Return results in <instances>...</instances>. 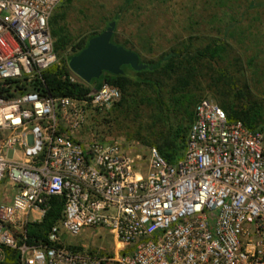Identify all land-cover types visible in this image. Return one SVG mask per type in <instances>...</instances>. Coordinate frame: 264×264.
<instances>
[{
	"label": "built area",
	"instance_id": "1",
	"mask_svg": "<svg viewBox=\"0 0 264 264\" xmlns=\"http://www.w3.org/2000/svg\"><path fill=\"white\" fill-rule=\"evenodd\" d=\"M63 0H0V264H264V130L228 122L211 99L193 106L180 157L136 141L80 137L118 101L106 83L49 95L59 67L48 21ZM1 194V193H0ZM43 240L28 241L51 198ZM105 229L109 251L64 244Z\"/></svg>",
	"mask_w": 264,
	"mask_h": 264
},
{
	"label": "rangeland",
	"instance_id": "2",
	"mask_svg": "<svg viewBox=\"0 0 264 264\" xmlns=\"http://www.w3.org/2000/svg\"><path fill=\"white\" fill-rule=\"evenodd\" d=\"M221 1L133 0L124 6V0H63L48 28L68 43L63 53L66 68L76 55V45H86L110 21L114 22L110 43L134 52L139 63L147 66L161 59L154 70H126L129 85L124 95L119 92L118 105L85 127L80 137L136 141L154 148L171 140L180 155L192 120L188 101L207 97L217 106L243 109L246 103H254L264 110V0H255L259 4L253 8H248L251 0ZM215 47L221 50L209 58L204 50ZM167 54L172 56L163 58ZM143 81L156 85L160 104L154 87ZM257 127L264 130V122ZM6 185L3 193L0 184V203L12 190ZM107 234L105 229H85L65 237L64 244L109 251L112 244Z\"/></svg>",
	"mask_w": 264,
	"mask_h": 264
},
{
	"label": "trees",
	"instance_id": "3",
	"mask_svg": "<svg viewBox=\"0 0 264 264\" xmlns=\"http://www.w3.org/2000/svg\"><path fill=\"white\" fill-rule=\"evenodd\" d=\"M132 1L133 0H124V6L130 5ZM217 1L222 2L221 0H217ZM251 2L252 4L249 5L248 8H253L255 5L259 4V3L257 4L255 0H251ZM227 28L228 26L225 28V30H227ZM49 33H50L51 38L53 37L55 39V41H53V49L61 65H59V67L54 66L53 68H51L49 71H47L44 74L46 92H48L49 95H60V96H75V95L86 93L87 88L85 86L81 84H76V83H69L65 78L62 79V76H66V72H68L65 66L64 55H63L68 43L65 40H63L62 39L63 37H60L58 32L55 31L54 29H51ZM111 39H112V36H111ZM111 39H110V42H112ZM76 46H77V50L74 52V54L79 53V51H81L85 47V42L82 44L80 43ZM220 50L221 48L215 47V49L206 48L204 51H205V54H207L209 58H212V57L217 56ZM171 56H172L171 54H167L163 58L168 59ZM160 62H161V59L153 64H148L147 69L150 68V70H154L155 68H158L160 65ZM120 69L122 71L121 75H111V74L102 72L100 76L98 77V79L91 80L90 84H94L96 85V87H98L101 83H106L109 86L116 88L118 92H120L121 95H124L129 85L128 78L126 77V70H129V67L121 66ZM143 83L148 84L151 87H154L156 102L160 104L159 92H158L156 85L153 83V81L152 82L143 81ZM182 86L183 85L181 84V87ZM237 95L241 97L240 94H237ZM187 100L188 99H186V101ZM188 102L193 107L197 101L192 100L193 103L191 101H188ZM116 104L117 103H114L112 107ZM218 106L225 113L226 120L228 122L239 121L245 128H247L250 131L260 130V129H257L258 128L257 126L260 123L264 122V110L254 103H246L243 109H238V108L227 106L225 104H220V103ZM177 133H178V130L176 131V134ZM176 134L174 133V138L176 137ZM155 149L161 155V157L168 163H171L177 160L181 155V154L180 155L176 154V147L173 145V142L171 140L162 141V143L157 145ZM61 203H62V198L60 197L51 198L48 202L44 216L42 217L40 223L38 225L26 227V235H27L29 242L31 240H43L44 239L43 237L48 227L50 226L51 223H53L56 220V218L59 215ZM15 258H16L15 254L13 252H7L5 255L4 261L6 262L9 261V262H12V264H15L16 262Z\"/></svg>",
	"mask_w": 264,
	"mask_h": 264
},
{
	"label": "water",
	"instance_id": "4",
	"mask_svg": "<svg viewBox=\"0 0 264 264\" xmlns=\"http://www.w3.org/2000/svg\"><path fill=\"white\" fill-rule=\"evenodd\" d=\"M113 27L114 22L110 21L100 34L87 41L78 54L69 58L68 70L84 83L98 79L101 72L121 75V66H128L135 72L148 67L139 63V58L134 52L110 43Z\"/></svg>",
	"mask_w": 264,
	"mask_h": 264
}]
</instances>
